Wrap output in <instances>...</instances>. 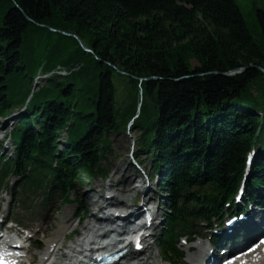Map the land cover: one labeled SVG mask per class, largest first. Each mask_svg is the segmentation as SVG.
<instances>
[{"label":"trees","instance_id":"16d2710c","mask_svg":"<svg viewBox=\"0 0 264 264\" xmlns=\"http://www.w3.org/2000/svg\"><path fill=\"white\" fill-rule=\"evenodd\" d=\"M257 19L264 37L259 7ZM58 65L68 74L34 91L39 70ZM261 67L264 38L236 0H0V117L29 100L15 155H0L2 179L72 201L75 182L106 174L111 136L133 120L168 196L158 244L174 252L197 218L234 198L254 147L247 196L264 195Z\"/></svg>","mask_w":264,"mask_h":264},{"label":"rangeland","instance_id":"374dc122","mask_svg":"<svg viewBox=\"0 0 264 264\" xmlns=\"http://www.w3.org/2000/svg\"><path fill=\"white\" fill-rule=\"evenodd\" d=\"M236 1L241 8V11L246 19L249 29L252 32V35L256 38L258 42L260 43L263 42V38H264L263 33L259 25V21L257 19V8L259 7L264 10V0H236ZM192 63H193V66L195 67L198 65V62L196 60H193ZM39 82H40L39 86H42L43 84H45V81H39ZM19 112H20V107H16L12 115H16V114L18 115ZM9 119H11V116L7 120L3 119L2 121V119H0V122L1 121L3 122L0 125V127H3V125H5V123ZM11 122H13V120H10V122L7 125V128L0 132V139L3 138V133H2L3 131H11L12 129ZM137 136H138V131L134 129L133 125L130 128L127 127L124 131L112 134L111 150L109 151L108 160L104 163L106 171H107V176L106 177L97 176L96 178L94 177V179L92 180L86 179V184H81L78 181L75 182L72 188V191H71L72 200L75 203H63L61 199L64 195L62 196V194L58 191L56 192L52 191L49 196H47V194L43 192H39L38 194L35 195L34 198H30L28 200L27 203H28V206H31V209H30L31 211L25 214L29 216L28 219L33 229V232H36L35 240H34L35 243H41V241L46 242V240L49 237L53 236L56 230L60 228L62 224H64V221L65 222L69 221L68 223L69 224L72 223L74 225V228L78 230V235L76 237L74 236L77 240L79 236L81 235V233L83 232V224H85L91 217H93V215L95 216V213L97 212V208L93 205V201L96 200L97 198L101 200L100 198L106 197L108 195V188L110 185H117L121 183L127 184L126 180L128 177H133L134 183H130L126 188L129 190L126 197L130 205H128L127 200H125L124 202L125 208L127 209L130 206H134L135 208L140 210L139 205H137L136 202L132 200V198L135 197V195H137L136 193L138 191L135 189V185H134L136 184L135 182L138 177V172L135 169V167L130 163L131 147H132L133 142L137 139ZM64 139H66V136H64L62 140ZM2 142L4 146L2 147L1 153L4 154L5 156H11L13 153L12 143L8 139ZM7 142L9 143L7 144ZM6 146L8 147V149H5ZM134 155H136L139 162L146 169V174L149 175L153 170L151 167V159L148 157L147 152L138 151L137 145H135ZM120 170H123V171L127 170L128 172L127 178H125L124 181L121 176ZM11 182H16V180L13 179V181ZM151 187H152L151 195L152 197H155L157 195V199H158L157 203L161 195L164 198L167 197L162 192L158 191L159 189H158V186L156 185V182H153ZM20 189H21V186L19 184L17 186H14V188L11 187L8 189V194L10 192L16 195V198L13 200L6 193L2 196L5 202L3 204L4 205L3 209L7 212L9 211L11 215H12L13 210L18 208L17 197L20 194ZM105 190L107 192H105ZM140 190H141L140 192H143L144 189L142 190L140 188ZM89 192L91 193L90 196L87 195V193ZM114 201H116V199H114ZM10 202L12 206L10 205ZM134 204L137 206H135ZM79 208H87L89 210V214L87 218L85 219V221H83L82 224L78 226L77 225L78 218L82 216L83 214V213H80V214L78 213ZM112 209L114 208L112 207ZM158 209H159V218L157 220L158 230L155 232L156 236L158 235L159 230H161L163 227L162 222H163L164 214H165V209L163 208V206L162 207L159 206ZM17 210L18 209L14 211V214L16 213ZM5 213L6 212H4L3 214ZM99 215H103V212L99 211L96 213V216H99ZM44 222L46 223V226L43 228ZM72 229L73 228L71 227V229L68 231H71ZM74 241L75 239L73 241H67L66 242L67 246H71V245L74 246ZM151 241L154 242V238L152 240L150 238V242ZM186 248L187 246H182V250H184L185 254L187 251ZM65 250H68V249L65 248ZM150 251L154 255H156L155 256L156 258H154L153 261L151 260L152 262H155L157 264H168L164 259L162 262L160 261L161 251L158 248V246L153 245ZM33 252L38 253L39 250L33 249ZM35 262L36 264H38V260H36Z\"/></svg>","mask_w":264,"mask_h":264},{"label":"bare ground","instance_id":"6f19581e","mask_svg":"<svg viewBox=\"0 0 264 264\" xmlns=\"http://www.w3.org/2000/svg\"><path fill=\"white\" fill-rule=\"evenodd\" d=\"M120 172L124 181L125 178H127L128 172L127 170L124 171L120 170ZM126 181L127 184L121 183L117 185H110L108 188L109 197L106 196L104 198H100L101 200L97 198L96 200L93 201V205L97 208V210L100 212L102 211L104 213V218H100V216L93 215V217H91L85 224H83V232L81 233L80 237L74 242V246L71 245L68 248L67 252L64 250L63 243L65 242V239L68 237L67 231L69 230V228L73 227V224L72 223L69 224L68 223L69 221L67 222L64 221V224H62L60 228L56 230L53 236L48 238L47 248L45 249L44 255L40 256L37 254H32L31 251H29L28 256L30 260L36 257L38 258V260L41 261V264H58L57 261L52 260L53 257L54 260H58L60 256H68V255L70 256V254L72 253L73 255L70 258H67V260L63 264L71 263L72 261H74V257L78 252L79 248H82L84 246H91L93 244L98 243L99 240L100 241L102 240V237L99 236L98 233L103 228L117 223L119 217H115V213H119L121 216L128 217L133 213L139 212V210L137 208H133V206H130L127 209L125 208L124 202L126 200V195L128 194L129 191L126 188L130 183H134L133 177H128ZM151 191H152L151 189L143 190L144 197L148 200L153 199L151 195L152 194ZM87 195L90 196L91 193L89 192L87 193ZM114 199H116V201H114ZM112 207L114 209H112ZM257 215H261V214L259 213ZM45 226L46 223L44 222L43 228ZM150 238L151 237L145 239L146 246L138 256L136 255L137 253H135L133 249H131L130 254L126 259H124L121 262V264H154L155 262L151 261L154 255L150 251L151 248ZM95 239H97V241H95ZM200 245L201 244H197V246ZM188 249L190 250L191 254L187 255V260L190 261V263L192 264H197L198 262L200 263L201 260L204 259L206 256V254L204 253L201 247H198V249L194 251L191 250V246H189ZM217 257L218 254H215L214 259H216ZM253 257L254 258L251 257L250 259H248V264H264V252H261L257 256H253Z\"/></svg>","mask_w":264,"mask_h":264},{"label":"water","instance_id":"95a60500","mask_svg":"<svg viewBox=\"0 0 264 264\" xmlns=\"http://www.w3.org/2000/svg\"><path fill=\"white\" fill-rule=\"evenodd\" d=\"M117 70H118V71H120V69H119V68H117ZM261 70H262V71H264V68H263V67H261ZM155 78H157V77H150V78H144V79H147V80H149V79H155Z\"/></svg>","mask_w":264,"mask_h":264},{"label":"snow or ice","instance_id":"6c2138e0","mask_svg":"<svg viewBox=\"0 0 264 264\" xmlns=\"http://www.w3.org/2000/svg\"><path fill=\"white\" fill-rule=\"evenodd\" d=\"M139 246V245H138Z\"/></svg>","mask_w":264,"mask_h":264}]
</instances>
